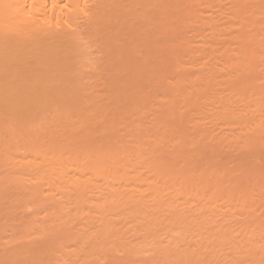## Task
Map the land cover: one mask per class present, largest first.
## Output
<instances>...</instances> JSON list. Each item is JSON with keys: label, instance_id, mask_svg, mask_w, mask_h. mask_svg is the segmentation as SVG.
I'll list each match as a JSON object with an SVG mask.
<instances>
[{"label": "bare ground", "instance_id": "1", "mask_svg": "<svg viewBox=\"0 0 264 264\" xmlns=\"http://www.w3.org/2000/svg\"><path fill=\"white\" fill-rule=\"evenodd\" d=\"M135 1L144 3L142 32L127 18L123 4L132 0H0V167L8 165L0 177L3 238L8 222L12 234L21 223L28 226L27 213L40 222L33 231L21 229L20 238L34 235L31 241L46 229L81 224L86 232L94 230L81 238L97 252L96 239L122 230L138 238L133 247L149 256L148 264L169 263V255H178L180 227L191 232L192 252L231 243V210L249 197L238 183L240 174L232 173L238 180L231 172L246 159L238 160L228 147L232 159L224 150L220 154V142L212 139L210 146L219 147L214 150L205 133L198 139L181 128L202 118L232 125L238 131L226 133L223 144L257 151L264 93L255 99L231 88L218 104L202 107L197 94L216 80L209 75L197 86L194 79L176 76L180 51L188 47L177 38L168 9L179 0ZM227 2L222 15L228 21L207 18L202 23L209 32L197 33L207 44L208 60L231 72L219 82L226 85L264 64V0ZM246 28L252 35L244 34ZM156 34L175 40L159 44ZM224 39L234 43L235 52ZM118 126L124 131L120 138ZM202 156L210 159L207 167L187 162ZM248 162L249 167L254 161ZM250 185L246 189L255 187ZM198 255L187 253L185 262L200 264Z\"/></svg>", "mask_w": 264, "mask_h": 264}, {"label": "rangeland", "instance_id": "2", "mask_svg": "<svg viewBox=\"0 0 264 264\" xmlns=\"http://www.w3.org/2000/svg\"><path fill=\"white\" fill-rule=\"evenodd\" d=\"M132 2V5L123 4L126 11L129 12V16L127 18L129 20V23L132 24L133 29H142L140 30L142 32L146 28V23L144 21L145 9L142 8V5H144V3H140L135 0H132ZM224 3L230 4L229 2H227V0L219 2L213 0H191V2L189 3L183 0H179L171 1L168 7L170 12L174 15L173 20L177 29V38L186 43V45L188 46L184 49V52L182 50L180 51L181 57L179 61H181V68L176 70V76L184 79H194L197 86L204 78L209 75H213L216 80V84L214 86H212L208 90L202 89L197 94L201 101L202 107H208L204 103L208 101H213L215 104H218L217 98L219 100L221 97L224 98L229 93L231 88H243L247 96L253 94L252 98L255 99L256 97L261 96L264 93V64L256 63L254 66V70H250L244 73L242 76L231 78L229 84L226 85L220 84L219 82L221 81V79L228 77L226 75L231 74V72L228 71L227 68L220 66L216 61H210L206 57L209 49L206 42L203 41L204 38L202 36H197V33L201 31L209 32L208 27L202 23L207 18L217 17L221 22L228 21L229 18H226L222 15V10L226 5H223ZM190 13H194L193 17L191 16L192 18L186 20V15ZM260 17L262 18V20H264V15H261ZM141 32L139 34L140 40L144 37L145 33ZM244 34L246 36L252 35L248 28L244 30ZM155 40H158L159 44L166 43L170 45L175 39L170 40L169 37H165L163 34H156ZM224 42L229 45V48L232 49V52H235V46L232 41L224 39ZM219 55L227 57V54L222 50L219 52ZM209 90L211 92H209ZM212 93L216 97L208 96V94ZM143 118H146L145 115H143ZM118 127V134L120 138L124 136V131L122 129V126ZM185 128L190 136L196 137L198 139H200L201 137L200 133H205L206 137L208 139H211L210 143L208 144L209 146L210 144H215L214 142H216V140L217 144L218 142H220L221 144L219 143L218 146H222H219L221 151H219V147H216L217 145H214V148L210 146V148L212 147V149L214 150L218 149L219 153L222 152V154H224L223 152H226L229 148L228 151L230 150L229 153L231 155H237L238 153V157L234 155V157L236 156L238 160L240 158V155L242 156L241 161L244 162V160L246 159V165H243L241 164L242 162H240L241 167L244 166V168L241 169L239 165H236V169L233 170H237V173L232 171L231 174H240L237 176L240 178L241 183L238 181L239 178L237 176H233V174L232 177H236L238 180L232 178V181H238V183L241 185V188H244L243 186H245L244 189L248 191H246V193L249 195V197L246 199V203L242 208L231 210L232 215L228 218L229 220L226 226V228L230 229V231L232 232V234L229 235L230 237L232 236L230 240L231 243L228 242V244L226 243V245H224V242L223 247H220L221 245L216 246L215 251H207L205 254L202 253V249L199 252H192V243L189 242L191 232L185 231L180 227L177 230L180 233L179 236L181 240L174 241V249L180 252L177 256L169 255V263L167 261H158L157 264H188L187 262H185L187 253H199V255L197 256L199 258H195L196 260L201 259L200 264H264V243L262 244L264 240V131H262V133H258L259 139L261 141H259L260 144L258 143L256 147L258 148L260 146V151L258 149L256 151V148H253V150L242 148V150L244 151L243 152L240 147H238L240 150L236 148L237 144L232 143L231 145V141H229L230 143L228 146V142L223 144V141L225 142V140H227L229 133L235 134L238 131L235 126L222 125L220 123H209L205 118H202L200 120V123L198 124H183V127L181 129L185 130ZM221 134H226L228 136H223V139L224 137L226 138L223 140ZM209 135H213L214 137L212 138V136L210 137ZM217 137L222 139V142L219 141ZM207 138L206 140H208ZM212 139L214 142L212 141ZM234 145L236 151L234 150L235 148L232 149V146L234 147ZM224 147L228 148L223 149ZM227 152L226 155H229L231 158V155ZM256 154L260 156H256ZM208 156H202L199 159L187 158V162L195 167L204 168L209 165L210 159ZM255 156L256 158H254ZM260 158L261 160L259 161ZM174 161L176 162L177 160ZM248 161L254 162L249 163ZM246 162L251 165H249L248 167ZM257 162L258 165H256ZM3 163L6 164V162ZM231 165V163L228 164V167H232ZM6 166L8 168L7 164ZM6 166L1 165L0 167L1 178L5 173L4 171L7 169L5 168ZM176 166L180 169L183 168L181 162H176ZM2 169L5 170L3 171ZM242 177L246 178H243V180H241ZM250 183V186L255 187H249V189H246L248 188V185ZM25 184H27L28 186V183ZM24 215L25 218L29 220L28 226H26L27 223L26 225L24 224L25 222L23 223V225L21 223L19 227L17 226L18 229L16 230V232L14 230L15 233H13L15 234L14 237H11L13 236V234L9 231V229H12V223L10 222L11 224H8V222L7 224H5L6 226L4 225L3 231L5 229L7 233L3 232L6 234L4 236L6 237V239L3 238L4 234L0 236L2 237L0 238V264H148V262L150 261L148 260L149 256L143 255L144 257H141L142 254L137 251L138 247H133V244L137 241L133 238H135L136 236L132 235L131 237V233L126 234L122 230L120 232H115V230L112 229L106 239H96V246L98 247L97 252L89 251L87 248V243L83 242L84 239L82 240V238L86 237L87 233L92 234L94 230L91 228V231H88L87 228L88 232H86V227L81 224L73 226L60 225L55 230L46 229L44 230V233L40 235V238L38 237L39 240L38 238H35V240L32 239L34 241L33 242L31 240L33 242L32 243L30 239L34 235L29 236L26 239V235L24 233V236L22 234L24 238H20L19 231L21 229H23L22 231H24V228L26 227H29L31 231H33L37 227V222L39 220L32 218V215H29L27 213ZM7 228L8 230H6ZM8 231L12 235H7L9 234ZM83 232L84 234L86 232V234L83 235ZM120 235H122V237ZM81 236L85 237L81 238ZM197 238L198 236L193 237L194 240H196ZM153 258L163 259L157 255Z\"/></svg>", "mask_w": 264, "mask_h": 264}]
</instances>
